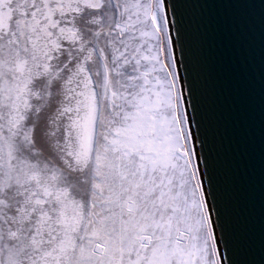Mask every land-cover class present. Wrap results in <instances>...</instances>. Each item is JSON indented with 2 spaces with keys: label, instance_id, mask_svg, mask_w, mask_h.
<instances>
[{
  "label": "snow or ice",
  "instance_id": "obj_1",
  "mask_svg": "<svg viewBox=\"0 0 264 264\" xmlns=\"http://www.w3.org/2000/svg\"><path fill=\"white\" fill-rule=\"evenodd\" d=\"M170 12L0 0V264H222Z\"/></svg>",
  "mask_w": 264,
  "mask_h": 264
},
{
  "label": "water",
  "instance_id": "obj_2",
  "mask_svg": "<svg viewBox=\"0 0 264 264\" xmlns=\"http://www.w3.org/2000/svg\"><path fill=\"white\" fill-rule=\"evenodd\" d=\"M164 3L222 264H264V0Z\"/></svg>",
  "mask_w": 264,
  "mask_h": 264
}]
</instances>
